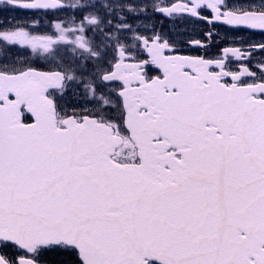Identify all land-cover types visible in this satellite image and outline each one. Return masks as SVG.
<instances>
[{
    "label": "snow or ice",
    "instance_id": "obj_1",
    "mask_svg": "<svg viewBox=\"0 0 264 264\" xmlns=\"http://www.w3.org/2000/svg\"><path fill=\"white\" fill-rule=\"evenodd\" d=\"M0 5V264H264V0Z\"/></svg>",
    "mask_w": 264,
    "mask_h": 264
},
{
    "label": "flooded vegetation",
    "instance_id": "obj_2",
    "mask_svg": "<svg viewBox=\"0 0 264 264\" xmlns=\"http://www.w3.org/2000/svg\"><path fill=\"white\" fill-rule=\"evenodd\" d=\"M156 2H159V0H156ZM8 6L6 5H0V17L3 16H16V17H23L27 15H31V13L27 10L22 9H11L8 8L7 11H4V8ZM163 25V30L167 32L172 33H184L183 38L184 39H202L205 32L208 31V26L205 23L199 22L195 19H176V20H169L165 19L163 16L157 17V26ZM221 30V35H222ZM243 35H249L248 33H244ZM253 39L259 40L261 39V36L259 34H255L252 36ZM216 40H219L220 37H216ZM224 44H220L219 47H223ZM211 54H215L217 51V47L213 44L210 46L209 49ZM185 54H191V55H201L204 54L202 49H187L185 50Z\"/></svg>",
    "mask_w": 264,
    "mask_h": 264
}]
</instances>
